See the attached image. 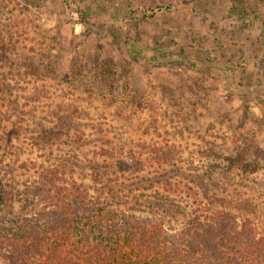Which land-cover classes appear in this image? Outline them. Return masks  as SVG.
<instances>
[{
  "label": "rangeland",
  "instance_id": "rangeland-1",
  "mask_svg": "<svg viewBox=\"0 0 264 264\" xmlns=\"http://www.w3.org/2000/svg\"><path fill=\"white\" fill-rule=\"evenodd\" d=\"M127 2L0 0L2 175L22 191L69 161V178L93 186L91 160L134 150L152 167L112 177L127 208L167 212L179 230L191 200L168 181L200 180L264 229V0ZM52 126L69 135L37 143ZM250 141L259 169L230 171Z\"/></svg>",
  "mask_w": 264,
  "mask_h": 264
},
{
  "label": "trees",
  "instance_id": "trees-1",
  "mask_svg": "<svg viewBox=\"0 0 264 264\" xmlns=\"http://www.w3.org/2000/svg\"><path fill=\"white\" fill-rule=\"evenodd\" d=\"M123 2L122 9L129 11ZM135 40L132 32L124 37L138 61L142 49ZM7 122L0 118V124ZM37 134V143L55 144L69 131L52 126ZM252 144L226 156L230 171L259 169L258 161L248 159ZM116 155L110 162L91 160L93 186L69 178V161L44 167L34 184L15 192L0 170V264H264V229L252 217L215 204L200 180L198 186L190 180L168 181L191 200L179 230L165 224L167 212L127 208L112 177L140 174L152 164L134 150L129 159ZM2 158L0 152V163ZM167 202L172 200L164 195L155 201L163 207Z\"/></svg>",
  "mask_w": 264,
  "mask_h": 264
}]
</instances>
